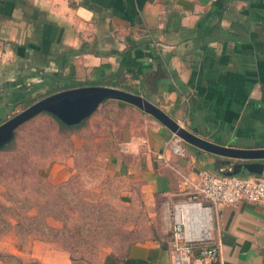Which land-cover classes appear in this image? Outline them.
I'll list each match as a JSON object with an SVG mask.
<instances>
[{"label": "crops", "instance_id": "1", "mask_svg": "<svg viewBox=\"0 0 264 264\" xmlns=\"http://www.w3.org/2000/svg\"><path fill=\"white\" fill-rule=\"evenodd\" d=\"M67 84L113 85L210 141L264 147V0H0V123ZM84 118L112 143L121 201L160 214L105 263L172 264L165 206L185 197L186 177L222 174L228 157L186 141L183 156L164 150L173 132L122 99L104 98ZM218 215L223 264H264V201L223 203Z\"/></svg>", "mask_w": 264, "mask_h": 264}, {"label": "rangeland", "instance_id": "2", "mask_svg": "<svg viewBox=\"0 0 264 264\" xmlns=\"http://www.w3.org/2000/svg\"><path fill=\"white\" fill-rule=\"evenodd\" d=\"M93 121L41 110L0 142V251L41 264H106L150 231L160 214L121 201L123 182L106 158L112 143Z\"/></svg>", "mask_w": 264, "mask_h": 264}, {"label": "built area", "instance_id": "3", "mask_svg": "<svg viewBox=\"0 0 264 264\" xmlns=\"http://www.w3.org/2000/svg\"><path fill=\"white\" fill-rule=\"evenodd\" d=\"M184 140L174 132L164 150L183 156ZM158 157H164L163 151ZM185 197L166 205L170 223L168 251L172 264H223L219 239L220 204H235L245 199L264 201V164L261 173L224 175L206 168L196 177H186Z\"/></svg>", "mask_w": 264, "mask_h": 264}, {"label": "water", "instance_id": "4", "mask_svg": "<svg viewBox=\"0 0 264 264\" xmlns=\"http://www.w3.org/2000/svg\"><path fill=\"white\" fill-rule=\"evenodd\" d=\"M104 98H117L133 103L152 114L184 141L207 151L227 156L228 158L221 160V162L231 163V165L228 169L220 170L224 175L262 172L264 147L238 148L210 141L187 129L143 95L113 85L90 84L72 86L49 93L33 101L23 110L0 123V142L6 140L16 125L41 110H49L61 120L67 123H75L84 119L95 105ZM231 158L237 160L232 161Z\"/></svg>", "mask_w": 264, "mask_h": 264}, {"label": "trees", "instance_id": "5", "mask_svg": "<svg viewBox=\"0 0 264 264\" xmlns=\"http://www.w3.org/2000/svg\"><path fill=\"white\" fill-rule=\"evenodd\" d=\"M72 86H75V84H67L64 86H60L59 88L64 89V88H68V87H72ZM55 88L59 90V88H57V87H55ZM56 89H52L51 91H49L48 93L43 94V95L45 96L51 92L57 91ZM33 99H36V98H33ZM33 99L32 100H25L24 99L25 100L24 104L28 105L29 103L34 101ZM0 207H3L6 209L7 206L5 204H0ZM5 223L9 224V225H13L10 219H6ZM0 261L2 264H10V262H13L14 264H41L39 261H37L35 259H31L29 262L24 261V259L20 255L14 253V252H2V251H0Z\"/></svg>", "mask_w": 264, "mask_h": 264}]
</instances>
